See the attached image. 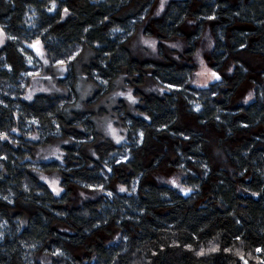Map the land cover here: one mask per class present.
Wrapping results in <instances>:
<instances>
[{"label": "trees", "instance_id": "16d2710c", "mask_svg": "<svg viewBox=\"0 0 264 264\" xmlns=\"http://www.w3.org/2000/svg\"><path fill=\"white\" fill-rule=\"evenodd\" d=\"M154 2L0 0V264H41L38 253L50 264H264V0H170L151 18ZM206 28L221 79L194 87ZM138 34L155 38L159 60L133 54ZM36 40L52 65L65 62L66 94L26 101ZM176 40L184 50L173 57ZM147 79L165 92L142 93ZM82 80L95 89L90 99ZM119 81L140 103L137 115L121 99L114 106L127 130L116 145L91 108ZM53 143L62 161L31 160ZM168 170L182 174L183 190L157 182ZM34 171L57 172L63 193ZM72 187L101 195L70 207Z\"/></svg>", "mask_w": 264, "mask_h": 264}, {"label": "rangeland", "instance_id": "374dc122", "mask_svg": "<svg viewBox=\"0 0 264 264\" xmlns=\"http://www.w3.org/2000/svg\"><path fill=\"white\" fill-rule=\"evenodd\" d=\"M169 1L170 0H164V8ZM161 2L162 0H155L149 15L151 18L158 17L163 12L164 8L163 10H160ZM157 12H159L158 15ZM182 29L186 33H191L193 31V26L190 22H186L182 26ZM143 40L156 41L155 38L145 37L142 36L141 34H138L134 38V41H132L133 43L131 44V50L133 54L136 57H139L141 60L142 59L159 60L156 54L157 53L156 45H155V49H153L152 47L145 45L142 42ZM5 42H6L5 33L3 29L0 28V48L5 44ZM173 44L178 45V47L175 48L171 47V45ZM210 44H211V39L208 29L206 28L202 38L197 42V50L192 57V64L194 65L195 71L191 81V85L194 87H206V86H202L205 84V81H207V86L213 81H215L208 79V75L210 74V72H205L206 69L212 71L208 59L211 48V46H209ZM30 45H34V47H30V48L33 54L35 55V57L37 58V60L39 61V64L38 66H36V68L33 71H31L30 83L25 90L23 99L26 101H31L33 97L37 94H45L49 96L66 94L65 88L61 87L58 82L66 74L67 71L66 65L65 64L52 65L46 56L42 43L39 40L34 41ZM183 50H184L183 44L178 40L171 41L167 44L168 54L173 57L180 56ZM86 54L87 55L85 61H87L88 57L90 56L89 53ZM45 61H47V63H45ZM178 61L181 62L180 59ZM201 61H203V65L201 64ZM230 68L231 65L229 64L224 70L223 74L227 75ZM199 72H205V75L198 76L197 73ZM140 89L144 94L155 93L157 95H161L162 93L165 92L164 88L153 82L151 79H147L145 84ZM129 90L131 91V95L136 100L135 103L129 101L127 95L125 96L116 95V93L118 92H124L127 94ZM94 91H95L94 87L88 82H85L83 80L80 82L79 92L83 100L92 98ZM29 95H31V99L26 98ZM241 98L244 103L250 102L253 98L252 90L250 88L245 90ZM120 99L126 103V105L128 106V110L131 113L136 115L138 114V112L135 110V106L138 103H140V100L137 96L134 95L132 88L124 86L122 81L118 82L117 87L109 95L101 97L100 99L96 100L93 107L91 108L97 115L96 122L100 133L104 137L111 140L116 145L125 142L127 135L126 128L120 123V121L113 113V108ZM100 109L104 111L101 113L99 112ZM109 123H111L112 128L115 129V137H121L119 143H117L113 134L108 131ZM61 145H62L61 143H53L51 145L38 147L35 149L31 160L33 162H50V161L60 162L63 159V150L61 148ZM53 152H55L56 155H53ZM56 156H59L60 158L57 159ZM34 175L37 177V179L40 182L44 183L55 196H60L63 193V188L60 185L61 177L57 172L44 173L41 171H34ZM42 176L45 177L46 179L42 180L41 179ZM182 177L183 176L180 172L176 170L173 171L168 170L167 172H163L160 175L156 176L155 179L159 183H164L178 190H183L184 188L181 182ZM53 180L57 181V184L55 186L62 189L59 195H57L52 191V187L48 183ZM172 181H175V184H173ZM121 186L122 185L113 183L111 187L116 192L122 193L121 191H119V188ZM99 195H101L100 191L84 190L78 187H72L69 206L70 207L78 206L87 200L97 198ZM37 260L41 264H50L52 262V257L46 254L38 253Z\"/></svg>", "mask_w": 264, "mask_h": 264}, {"label": "snow or ice", "instance_id": "6c2138e0", "mask_svg": "<svg viewBox=\"0 0 264 264\" xmlns=\"http://www.w3.org/2000/svg\"><path fill=\"white\" fill-rule=\"evenodd\" d=\"M54 8H55V5H53V8H49L48 9V11H53L54 10ZM163 8H164V0H162V2H161V5H160V10H163ZM68 10L67 9H65V12H67ZM159 14V12H157V15ZM210 19H214V17H210ZM119 29H116V31H118ZM12 39H14V37L12 38ZM145 45H148L149 47H152L153 49H155V45H156V41H154V40H143L142 41ZM37 43H39V42H37ZM209 46H211V44L209 45ZM30 47H34V45H30ZM171 47H173V48H175V47H178V45H176V44H173V45H171ZM243 47V46H242ZM197 55H199V54H197ZM45 63H47V61H45ZM57 63L58 64H61V65H63L65 62L64 61H57ZM201 64L203 65V61H201ZM231 71V70H230ZM205 72H210V74L208 75V79H210V80H216V81H219L220 79H221V77H220V75L217 73V72H215V71H210V70H205ZM205 72H199V73H197V75L198 76H203V75H205ZM31 75V74H30ZM202 86H207V81H205V84L204 85H202ZM169 88H171L172 87V85H169L168 86ZM116 95H118V96H125V95H127V98H128V100L129 101H131L132 103H135L136 102V100H135V98L131 95V91L129 90V92L126 94V93H124V92H118V93H116ZM27 99H31V95H29L28 97H26ZM197 111H199V106H197V109H196ZM33 122H35V121H33ZM13 131H15V129H13ZM108 131L110 132V133H112L113 134V136L115 137V129H113L112 128V126H111V123H109V125H108ZM143 136V133H141V137ZM0 139H7V134L6 133H0ZM115 139H116V141H117V143H119L120 142V139H121V137H115ZM65 143H67V141L65 142ZM53 155H56V153L55 152H53ZM93 155H95V153H93ZM56 158L57 159H59L60 157L59 156H56ZM125 159H127V158H125ZM117 163H120L119 161L117 162ZM109 171H111V169H109ZM41 179L42 180H45L46 178L45 177H41ZM49 184H50V186L52 187V191L54 192V193H56L57 195H59V193L62 191V189H60L59 187H56L55 185L57 184V181H55V180H53V181H50V182H48ZM172 183L173 184H175V181H172ZM103 186H101V188H102ZM126 189L123 187V186H121L120 188H119V191H121V192H123V191H125ZM187 191H190V190H185V193L187 194ZM109 195H111L112 193H108ZM5 199H7L6 197H5ZM213 250H215V249H213ZM257 251H260V249H257ZM56 254H58V253H53V255H56ZM202 254V253H201Z\"/></svg>", "mask_w": 264, "mask_h": 264}]
</instances>
